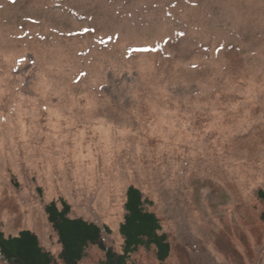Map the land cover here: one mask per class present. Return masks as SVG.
I'll return each mask as SVG.
<instances>
[{"label": "rangeland", "instance_id": "rangeland-1", "mask_svg": "<svg viewBox=\"0 0 264 264\" xmlns=\"http://www.w3.org/2000/svg\"><path fill=\"white\" fill-rule=\"evenodd\" d=\"M130 185L172 246L132 264H264V0H0V228L64 264L63 198L121 252Z\"/></svg>", "mask_w": 264, "mask_h": 264}, {"label": "trees", "instance_id": "trees-1", "mask_svg": "<svg viewBox=\"0 0 264 264\" xmlns=\"http://www.w3.org/2000/svg\"><path fill=\"white\" fill-rule=\"evenodd\" d=\"M258 197L264 202V189L258 191ZM44 209L60 244L58 258L64 264H79L91 246L103 252L99 264H132L131 256L141 247H153L162 263L171 254V242L162 231L159 217L147 208L142 191L134 185L126 190L125 213L119 227L123 238L121 252L105 242L103 229L97 223L71 216V205L65 199L51 201ZM261 219L264 221V211ZM0 258L6 264H57L55 255L44 248L38 235L29 229L5 235L0 228Z\"/></svg>", "mask_w": 264, "mask_h": 264}]
</instances>
